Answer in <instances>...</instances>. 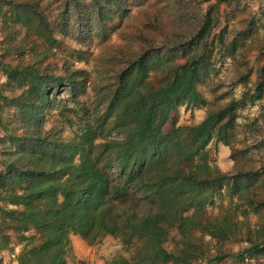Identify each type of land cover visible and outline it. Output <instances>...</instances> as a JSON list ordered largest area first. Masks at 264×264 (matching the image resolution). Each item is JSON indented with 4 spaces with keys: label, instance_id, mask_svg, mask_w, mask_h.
I'll return each instance as SVG.
<instances>
[{
    "label": "trees",
    "instance_id": "obj_1",
    "mask_svg": "<svg viewBox=\"0 0 264 264\" xmlns=\"http://www.w3.org/2000/svg\"><path fill=\"white\" fill-rule=\"evenodd\" d=\"M142 2L138 24L114 27L123 42L103 47L89 76L75 65L80 49L61 56L58 71L48 58L66 37L104 40L126 0H0L1 53L14 56L0 62V250L15 237L13 264L80 263L70 233L132 248L130 260L106 264H264V57L252 85L246 65L264 47L251 37L264 29V8L228 31L233 11L216 29L214 6L173 4L163 16ZM63 83L65 99L54 95ZM178 105L204 115L162 134ZM249 106L261 121L239 115ZM211 140L228 147L230 171L208 158Z\"/></svg>",
    "mask_w": 264,
    "mask_h": 264
},
{
    "label": "rangeland",
    "instance_id": "obj_2",
    "mask_svg": "<svg viewBox=\"0 0 264 264\" xmlns=\"http://www.w3.org/2000/svg\"><path fill=\"white\" fill-rule=\"evenodd\" d=\"M58 0H42L43 3L51 2L52 7ZM152 3L157 7L160 8L162 11V15L165 16L166 11L169 8L173 7V4L177 5H184L185 7H193L195 11H205L208 8H214L216 9V14L218 15V24L215 27L216 29L220 28L225 21V14H227V11H233V16H231V19L228 20V31H231L232 27L231 25L234 23V25L238 26L239 19L243 17H254L255 19L259 18V11L260 8H264V0H225L221 1L219 3H216L215 0H150ZM149 3V2H146ZM141 5H145V3L142 2V0H126L125 4V16L122 18L121 22H118L117 18H113L111 21L106 23V38L104 40L99 39L95 35L83 42V43H77L72 36L66 37L63 42L59 45V47L55 51V55L52 58H48L49 63L55 65L57 67L60 64V57L61 56H67L71 59L74 58L73 50L74 49H80L82 51L81 55L83 56V60L79 62H75V65L77 67H80L87 71L89 76H93V70H92V63L94 61V56L105 46H111L116 47L119 46L123 40L119 38L117 35V30L114 29V27H120L124 22H132L138 24V20L134 18L135 13L137 12V8ZM215 31V30H214ZM251 37H255L256 44L260 45L261 43H264V29L258 28L256 32H252ZM2 44H0V62L12 65L14 63V56L11 54L3 55L2 53ZM69 55V56H68ZM264 57V47L262 50L257 51L255 48L251 49V51L246 54L247 63L246 65L248 67H251L252 72L248 74L247 83L253 84L255 81V73L257 69H259L260 64L262 63V59ZM217 61H220L217 60ZM227 63V61L225 62ZM219 62H216V65H218ZM245 71V68H243ZM224 74L226 75V70H224ZM220 78H225V76H219ZM5 80L4 74L0 71V90L6 92L5 90L1 89V85L3 84ZM241 83H236L232 89V94H237L238 90L241 88ZM196 93H202L203 95L206 94L202 86H196L195 88ZM55 93V94H54ZM54 95L60 97V98H67L68 97V88L67 84L63 83L60 85L55 91ZM142 90L136 89L135 90V97L138 98L141 96ZM90 93L89 90L84 95L85 99H88ZM250 111V112H249ZM256 114L258 116V120L261 121V117L259 116L258 112H255V108L253 107H245L239 110V115L242 117H248L252 118L251 116ZM204 115V107H189L185 105H178L174 110L169 111L165 117L164 122L161 128V133H167L171 131L176 125L178 124H184L189 122H197L199 121L200 117ZM239 122L242 123V120L239 119ZM245 122V121H243ZM262 129L264 128V124L262 125ZM73 131V128H66L65 133L71 134ZM108 137L112 138H118V135L115 133H111ZM103 142V139L100 138L95 142V147L97 149H101V143ZM208 149V158L211 161H215L221 169L229 170L228 164L231 163V158L227 154V147L221 145V143L216 142L214 140H211L209 144L207 145ZM226 151V152H225ZM227 166V168H226ZM208 211V210H206ZM72 235H75L78 245H81L84 249L88 250V256L83 258L79 257L81 263L83 264H106V261L114 256V255H122L123 257L130 260L132 256V248H124V246L119 242L117 238H114L110 235H104L100 241V243L97 244H87L81 237L77 234H69V238L72 237ZM73 241L74 238L72 237ZM70 242V241H69ZM76 243V241H75ZM21 247V244L16 242V239L14 236H11L10 243L7 245V248L4 250H0V258L2 260V264H13L12 259L14 256L19 252ZM225 247H233V244L230 242L225 243ZM239 259H236L232 262V264H238ZM256 264V263H254Z\"/></svg>",
    "mask_w": 264,
    "mask_h": 264
},
{
    "label": "crops",
    "instance_id": "obj_3",
    "mask_svg": "<svg viewBox=\"0 0 264 264\" xmlns=\"http://www.w3.org/2000/svg\"><path fill=\"white\" fill-rule=\"evenodd\" d=\"M203 117V116H202ZM202 117H200V119L199 120H201L202 119ZM198 122V121H197ZM220 143V142H219ZM222 145V144H221ZM224 145H222V147H223ZM227 147V146H226ZM226 152V151H225ZM227 154L229 155V149H228V147H227ZM214 163H216L215 161H213ZM217 164V163H216ZM231 165H232V160H231V163H229L228 164V168H227V166H226V168L227 169H229V170H226V171H230L231 170ZM217 166L221 169V167L217 164ZM221 170H223V171H225L224 169H221ZM72 237L74 238V241H73V239H72ZM72 237H70L69 238V243H70V245H71V247H72V249H73V251L75 252V254L78 256V257H83V258H85V257H87L88 256V250L87 249H84L81 245H78V241H77V239H76V237H75V235H72ZM75 241H76V243H75Z\"/></svg>",
    "mask_w": 264,
    "mask_h": 264
},
{
    "label": "built area",
    "instance_id": "obj_4",
    "mask_svg": "<svg viewBox=\"0 0 264 264\" xmlns=\"http://www.w3.org/2000/svg\"><path fill=\"white\" fill-rule=\"evenodd\" d=\"M256 263V259L254 257H248V256H243L242 258L239 259L238 264H254ZM77 264H83V263H77Z\"/></svg>",
    "mask_w": 264,
    "mask_h": 264
}]
</instances>
